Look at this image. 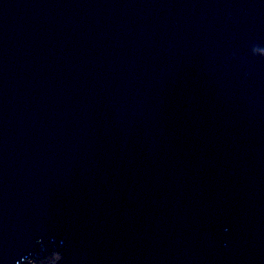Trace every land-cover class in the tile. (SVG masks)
<instances>
[{"label": "water", "instance_id": "water-1", "mask_svg": "<svg viewBox=\"0 0 264 264\" xmlns=\"http://www.w3.org/2000/svg\"><path fill=\"white\" fill-rule=\"evenodd\" d=\"M264 264V0H0V264Z\"/></svg>", "mask_w": 264, "mask_h": 264}, {"label": "rangeland", "instance_id": "rangeland-1", "mask_svg": "<svg viewBox=\"0 0 264 264\" xmlns=\"http://www.w3.org/2000/svg\"><path fill=\"white\" fill-rule=\"evenodd\" d=\"M62 257L59 248H55L53 251H47L46 253L38 256L32 255V264H56Z\"/></svg>", "mask_w": 264, "mask_h": 264}]
</instances>
